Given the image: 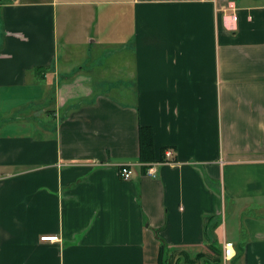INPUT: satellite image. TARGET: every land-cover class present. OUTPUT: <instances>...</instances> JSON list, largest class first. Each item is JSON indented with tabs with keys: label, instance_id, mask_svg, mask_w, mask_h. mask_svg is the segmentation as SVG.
I'll use <instances>...</instances> for the list:
<instances>
[{
	"label": "crops",
	"instance_id": "0c3cea01",
	"mask_svg": "<svg viewBox=\"0 0 264 264\" xmlns=\"http://www.w3.org/2000/svg\"><path fill=\"white\" fill-rule=\"evenodd\" d=\"M139 125L173 151L155 176ZM159 239L264 264V0H1L0 264H157Z\"/></svg>",
	"mask_w": 264,
	"mask_h": 264
},
{
	"label": "trees",
	"instance_id": "16d2710c",
	"mask_svg": "<svg viewBox=\"0 0 264 264\" xmlns=\"http://www.w3.org/2000/svg\"><path fill=\"white\" fill-rule=\"evenodd\" d=\"M45 67L39 66L35 70L44 69ZM45 71V70H44ZM138 145H139V155L138 160L142 163H147L150 161H159L163 158L164 148L159 151L158 156L155 154L154 142H153V130L148 125H139L138 127ZM144 166V165H143ZM145 167V166H144ZM158 254H157V264H171L168 258V253H166L167 245L161 239L158 240ZM213 252L214 256L210 261L208 258L204 259L208 264H219L218 255H220L221 250L217 249L213 244L209 247ZM217 258V259H216ZM193 259L188 258V262H192ZM179 258L174 260V264H178ZM221 264V263H220Z\"/></svg>",
	"mask_w": 264,
	"mask_h": 264
},
{
	"label": "rangeland",
	"instance_id": "374dc122",
	"mask_svg": "<svg viewBox=\"0 0 264 264\" xmlns=\"http://www.w3.org/2000/svg\"><path fill=\"white\" fill-rule=\"evenodd\" d=\"M103 51H104V53H103V57L101 59V67H97V68L94 67V69H92V70H93V73L96 71V74L94 75V77H95L96 80H98L97 77L102 78L103 81H101V83L103 85L104 90H109L110 84L115 81V78H113V76H114V70L117 69L116 66H115V64L119 62L120 55L117 54V53H115V52L114 53L111 52L110 49L109 50H103ZM50 82L54 86L56 85V82L53 81V80H51V79H50ZM92 85H93V83H92ZM50 95H51V93L49 94V96ZM118 100L125 101V99H122V98H118ZM47 101L48 100H46L44 103L47 104ZM49 101H50V99H49ZM44 103L42 102V100L39 101V108L40 109H41V107H42V105ZM166 253H168V258L170 259L171 264H174V260H176L177 258H179V261H180L178 264H193L192 262H188V258H190V259H193V258H191V257H187V258L180 257L179 254H176L174 251L169 250L168 247H167ZM197 255H198V262L202 264V262L205 261L204 259H206L205 256L203 255V253H202L201 250L199 251V253L196 254V256ZM203 256H204V258H202ZM217 258H218V261L217 262L219 264L220 263L221 264H225V263L226 264H229V262H230L229 261L230 259L227 260V259H225L223 257V253L222 252L220 253V255H218Z\"/></svg>",
	"mask_w": 264,
	"mask_h": 264
},
{
	"label": "built area",
	"instance_id": "2783aa9c",
	"mask_svg": "<svg viewBox=\"0 0 264 264\" xmlns=\"http://www.w3.org/2000/svg\"><path fill=\"white\" fill-rule=\"evenodd\" d=\"M1 2V0H0ZM230 7H232L229 4ZM235 19V15L232 17ZM173 161V151L171 148H166L163 153V159L155 162H150L148 165H145V173L149 176H155V165L158 163H170ZM132 174L131 165L130 164H122L120 165V176L121 178L128 180L130 179ZM41 240H51V241H57L58 237L57 235H44L41 236ZM234 254L233 250V244L232 242H225L223 245V257L227 260H229Z\"/></svg>",
	"mask_w": 264,
	"mask_h": 264
},
{
	"label": "bare ground",
	"instance_id": "6f19581e",
	"mask_svg": "<svg viewBox=\"0 0 264 264\" xmlns=\"http://www.w3.org/2000/svg\"><path fill=\"white\" fill-rule=\"evenodd\" d=\"M119 174H120V167H119ZM121 177V176H120ZM123 179V178H122ZM125 180V179H124Z\"/></svg>",
	"mask_w": 264,
	"mask_h": 264
}]
</instances>
